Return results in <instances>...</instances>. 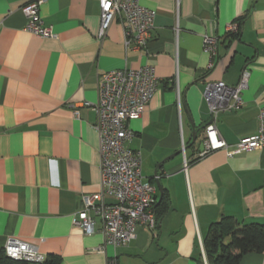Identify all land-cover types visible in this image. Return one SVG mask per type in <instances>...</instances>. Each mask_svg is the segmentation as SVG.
I'll return each instance as SVG.
<instances>
[{
    "label": "crops",
    "instance_id": "1",
    "mask_svg": "<svg viewBox=\"0 0 264 264\" xmlns=\"http://www.w3.org/2000/svg\"><path fill=\"white\" fill-rule=\"evenodd\" d=\"M30 1L0 0V248L15 237L59 255L60 264H109L115 254L119 264H209L203 247L212 222L232 216L241 225L264 224V146L201 155L192 142L210 122L205 82L235 86L246 69L244 105L221 112L217 128L230 145L258 130L264 0H140L157 11L144 49L126 48L119 19L98 38L99 0H44L39 14L56 36L29 32L23 6ZM211 33L219 55L208 69L203 40ZM145 64L159 83L130 121L131 147L141 151L144 180L163 186L156 192L160 221L154 230L138 226L127 246L105 247L100 224L89 235L73 223L82 195L101 188L97 114L83 102L98 100L102 74ZM240 264H264V251Z\"/></svg>",
    "mask_w": 264,
    "mask_h": 264
},
{
    "label": "built area",
    "instance_id": "2",
    "mask_svg": "<svg viewBox=\"0 0 264 264\" xmlns=\"http://www.w3.org/2000/svg\"><path fill=\"white\" fill-rule=\"evenodd\" d=\"M44 0H31L23 6L27 17L25 29L41 37H55L51 26L44 25L40 6ZM101 23L98 38L103 40L114 20L124 27L125 46L144 49L151 38L157 11L141 4L140 0H99ZM239 23L230 25L237 32ZM204 49L211 56L208 69H212L219 55V41L214 34H205ZM249 71L246 69L237 85L223 80L205 82L203 96L210 109V122L204 129L205 155L225 148L233 156L264 146V105L260 109L259 128L242 137L236 145L224 140L217 128L219 115L224 111H236L244 105L243 90L248 86ZM159 83L155 68L145 64L139 68L114 69L100 76L98 100L84 101L97 114L95 127L99 133L101 152V188L97 192L82 195L83 207L73 218L75 226L86 234H94L100 224L104 246H127L137 238L136 229L143 225L154 230L157 227L155 204L157 186L145 181L142 174L141 151L131 147L135 131L130 121L138 119L153 98ZM79 116V110L75 111ZM185 150V145L183 146ZM187 166V160L185 162ZM203 247V245H202ZM6 253L15 259L41 262L45 255L35 245L15 237L5 242ZM203 253L205 251L203 247ZM109 264H119L117 255L109 258Z\"/></svg>",
    "mask_w": 264,
    "mask_h": 264
},
{
    "label": "trees",
    "instance_id": "3",
    "mask_svg": "<svg viewBox=\"0 0 264 264\" xmlns=\"http://www.w3.org/2000/svg\"><path fill=\"white\" fill-rule=\"evenodd\" d=\"M158 200L155 204L157 226L160 221ZM204 249L209 264H240L242 257L251 252L264 251V224L256 221L240 224L232 216H223L211 223L204 238ZM61 257L49 254L41 262L10 257L0 248V264H60Z\"/></svg>",
    "mask_w": 264,
    "mask_h": 264
},
{
    "label": "water",
    "instance_id": "4",
    "mask_svg": "<svg viewBox=\"0 0 264 264\" xmlns=\"http://www.w3.org/2000/svg\"><path fill=\"white\" fill-rule=\"evenodd\" d=\"M193 144H195L196 142H199L200 148L203 150L205 148V144H204V139H198V134L195 131L194 136H193ZM157 172V171H156ZM157 186H159V190L162 193L163 191V186L161 184V182L159 180H157Z\"/></svg>",
    "mask_w": 264,
    "mask_h": 264
}]
</instances>
